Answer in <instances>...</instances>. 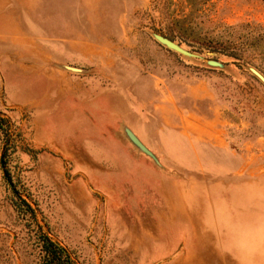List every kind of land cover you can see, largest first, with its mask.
<instances>
[{"label": "rangeland", "instance_id": "rangeland-1", "mask_svg": "<svg viewBox=\"0 0 264 264\" xmlns=\"http://www.w3.org/2000/svg\"><path fill=\"white\" fill-rule=\"evenodd\" d=\"M252 69L264 0H0V264H264Z\"/></svg>", "mask_w": 264, "mask_h": 264}, {"label": "water", "instance_id": "water-1", "mask_svg": "<svg viewBox=\"0 0 264 264\" xmlns=\"http://www.w3.org/2000/svg\"><path fill=\"white\" fill-rule=\"evenodd\" d=\"M155 38L160 44H162L163 46H165L171 50L177 51V52L183 54L184 56H188L190 58L195 57L194 55L188 53L187 51H185L180 46H178L177 44H175L173 41H171L170 39H168L166 37H163L160 35H155ZM208 64H209V66H211L213 68H220V69L224 68V65L222 63H220L219 61H216V60H210V61H208ZM251 71L257 78H259L264 83V77L259 72H257L254 69H252ZM125 132H126L128 139L130 140V142L138 150H140L146 156L152 158L156 163H159L155 154L135 135V133L133 131H131L130 129H126Z\"/></svg>", "mask_w": 264, "mask_h": 264}, {"label": "trees", "instance_id": "trees-1", "mask_svg": "<svg viewBox=\"0 0 264 264\" xmlns=\"http://www.w3.org/2000/svg\"><path fill=\"white\" fill-rule=\"evenodd\" d=\"M3 123L4 120L0 119L1 126ZM43 251L45 254L43 264H74L67 252L48 238L43 240Z\"/></svg>", "mask_w": 264, "mask_h": 264}]
</instances>
